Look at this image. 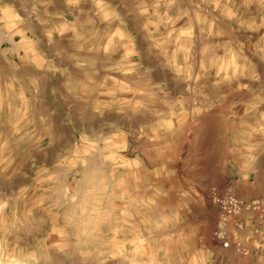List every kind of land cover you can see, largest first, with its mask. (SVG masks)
Instances as JSON below:
<instances>
[{
	"label": "rangeland",
	"instance_id": "374dc122",
	"mask_svg": "<svg viewBox=\"0 0 264 264\" xmlns=\"http://www.w3.org/2000/svg\"><path fill=\"white\" fill-rule=\"evenodd\" d=\"M175 1L0 22V264H264V227L246 255L215 238L216 199L256 195L212 153L264 122V3Z\"/></svg>",
	"mask_w": 264,
	"mask_h": 264
},
{
	"label": "crops",
	"instance_id": "0c3cea01",
	"mask_svg": "<svg viewBox=\"0 0 264 264\" xmlns=\"http://www.w3.org/2000/svg\"><path fill=\"white\" fill-rule=\"evenodd\" d=\"M175 2L177 3L176 5L181 6L182 11L179 12V17L184 18L186 16L188 19H195L196 15L194 13L186 14L184 12L185 6L194 3L199 4L202 0H176ZM167 3L168 0H0V22H13L17 25L18 22L23 20L24 16L54 22L57 19H77V15L79 16V20L83 19V21L84 19L86 21L88 19L91 20L92 18H89L91 16L96 17V20L111 19L107 20L111 22V25L112 22H119L121 17H124L125 20L133 19L146 22L152 18L149 12L152 5H166ZM257 3L260 4V0H257ZM263 3L264 1L261 0L262 6ZM160 17L164 19L167 16L163 15ZM257 20L261 23L262 30L264 31V11L261 12ZM104 26L102 33H105L113 39L118 38L120 33L119 28H110L109 24ZM16 28L20 29V25ZM79 31H81L80 35L82 37L101 35L98 29L94 30L96 32L92 29L84 28H81ZM262 34L264 36V32ZM146 35L148 34L145 29L135 30L132 33L129 32V36L145 37ZM132 46L133 48H130V44L128 43L122 51H146L144 48L142 49V45L137 46L133 44ZM103 47L93 48L86 45V50H84L86 52H99L104 50ZM116 48L115 52L121 50L120 46H116ZM263 63L260 66L262 76L261 78L259 77V80H261L256 83L264 85ZM228 140L227 146L212 150L213 158L215 157V159L221 160L227 159V175L233 179V182L244 184L245 188L251 194L256 195L253 198L260 196L264 190V122L262 125L259 123L255 131H249L245 122L240 121L239 132L233 133L232 136L228 137ZM144 157L148 159L150 154L145 152ZM149 162L151 163V161ZM250 179H253V182H249ZM239 260L240 264H260L259 259L256 260L255 258Z\"/></svg>",
	"mask_w": 264,
	"mask_h": 264
},
{
	"label": "built area",
	"instance_id": "2783aa9c",
	"mask_svg": "<svg viewBox=\"0 0 264 264\" xmlns=\"http://www.w3.org/2000/svg\"><path fill=\"white\" fill-rule=\"evenodd\" d=\"M219 206L216 240L226 249L246 255L249 235H258L264 227V193L250 200L227 194L216 199Z\"/></svg>",
	"mask_w": 264,
	"mask_h": 264
}]
</instances>
